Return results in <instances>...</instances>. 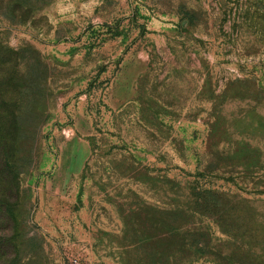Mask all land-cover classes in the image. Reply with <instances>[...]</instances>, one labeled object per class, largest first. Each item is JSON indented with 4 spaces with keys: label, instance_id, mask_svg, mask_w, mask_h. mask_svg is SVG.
Segmentation results:
<instances>
[{
    "label": "rangeland",
    "instance_id": "374dc122",
    "mask_svg": "<svg viewBox=\"0 0 264 264\" xmlns=\"http://www.w3.org/2000/svg\"><path fill=\"white\" fill-rule=\"evenodd\" d=\"M0 264H264V0H0Z\"/></svg>",
    "mask_w": 264,
    "mask_h": 264
}]
</instances>
